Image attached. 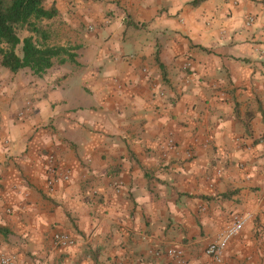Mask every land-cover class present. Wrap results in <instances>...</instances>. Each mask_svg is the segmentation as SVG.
Listing matches in <instances>:
<instances>
[{
  "label": "crops",
  "instance_id": "obj_1",
  "mask_svg": "<svg viewBox=\"0 0 264 264\" xmlns=\"http://www.w3.org/2000/svg\"><path fill=\"white\" fill-rule=\"evenodd\" d=\"M44 6L47 42L73 58L37 75L0 56V257L264 264V0ZM55 164L70 178L49 189ZM235 216L217 262L205 248Z\"/></svg>",
  "mask_w": 264,
  "mask_h": 264
},
{
  "label": "trees",
  "instance_id": "obj_2",
  "mask_svg": "<svg viewBox=\"0 0 264 264\" xmlns=\"http://www.w3.org/2000/svg\"><path fill=\"white\" fill-rule=\"evenodd\" d=\"M44 1L0 0L1 65L13 72L28 67L40 75L53 65L54 58L62 55L73 58L70 52L73 48L47 42L48 33L41 21L53 17L56 10L46 8ZM24 30L29 34L21 37L20 32Z\"/></svg>",
  "mask_w": 264,
  "mask_h": 264
},
{
  "label": "built area",
  "instance_id": "obj_3",
  "mask_svg": "<svg viewBox=\"0 0 264 264\" xmlns=\"http://www.w3.org/2000/svg\"><path fill=\"white\" fill-rule=\"evenodd\" d=\"M252 21L253 18L249 16L246 20V23L250 25ZM169 144H172V140H168V145ZM48 159L49 161H52L53 156L50 155ZM46 173L49 175L47 180V187L49 189H52L57 182H65L70 178V170L60 164L48 166ZM114 188L117 192L121 190V186L119 184H115ZM244 222L245 219L241 216L233 217L219 234L218 238L214 242L206 246V254L211 256L215 261L221 262L222 250L224 246L234 235H236L242 229ZM52 239L54 244L59 248H68L75 246L76 244V239L67 232H55L52 236ZM164 253L166 255L177 257L179 259L183 257V251L178 248H168L166 251H161L160 249H158L157 251H155V254L158 256H161ZM0 264H11V258L8 256L0 257Z\"/></svg>",
  "mask_w": 264,
  "mask_h": 264
}]
</instances>
